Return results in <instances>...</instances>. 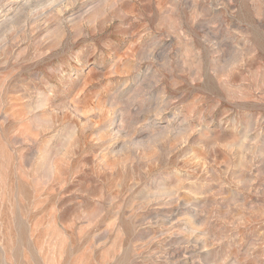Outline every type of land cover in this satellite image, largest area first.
Listing matches in <instances>:
<instances>
[{"label":"rangeland","instance_id":"rangeland-1","mask_svg":"<svg viewBox=\"0 0 264 264\" xmlns=\"http://www.w3.org/2000/svg\"><path fill=\"white\" fill-rule=\"evenodd\" d=\"M0 264H264V0H0Z\"/></svg>","mask_w":264,"mask_h":264}]
</instances>
